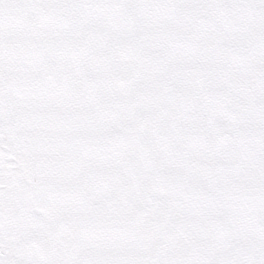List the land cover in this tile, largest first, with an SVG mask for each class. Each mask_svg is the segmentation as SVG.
<instances>
[{
    "label": "snow or ice",
    "instance_id": "6c2138e0",
    "mask_svg": "<svg viewBox=\"0 0 264 264\" xmlns=\"http://www.w3.org/2000/svg\"><path fill=\"white\" fill-rule=\"evenodd\" d=\"M0 264H264V0H0Z\"/></svg>",
    "mask_w": 264,
    "mask_h": 264
}]
</instances>
